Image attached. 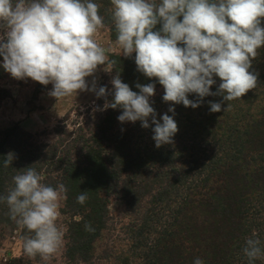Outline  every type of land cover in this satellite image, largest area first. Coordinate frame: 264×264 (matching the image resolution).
I'll return each mask as SVG.
<instances>
[{
  "label": "trees",
  "instance_id": "obj_1",
  "mask_svg": "<svg viewBox=\"0 0 264 264\" xmlns=\"http://www.w3.org/2000/svg\"><path fill=\"white\" fill-rule=\"evenodd\" d=\"M95 2L116 40L111 0ZM134 55L109 54L112 63L106 64L133 91H138L137 83H154L162 90L150 98L157 120L161 114L173 115L168 112L172 102L162 100L163 87L137 71ZM249 70L257 73V85L244 95L260 108L245 112L244 104L223 101L220 95L204 97L196 108L175 104L178 131L159 147L151 122L147 130L139 121L120 123V108L102 114L88 111L74 123L65 117L54 127L51 142L13 124L0 131V195L7 194L13 176L26 167L35 168L46 185L63 183L61 213L67 218L65 257L70 261L91 258L94 242L112 221L109 199L116 198L137 215L130 228L131 240H138L131 248L141 249L138 264H193L197 257L204 264H248L246 239H259L264 248V45ZM2 72L0 68L1 77ZM188 98L193 99L191 94ZM111 99L110 94L101 97ZM209 101L222 102V110L209 111ZM9 153L13 158L5 166ZM81 191L88 197L84 204L76 199ZM86 223L94 231L85 230ZM18 229L22 240L28 231L0 202V238ZM254 264H264V256Z\"/></svg>",
  "mask_w": 264,
  "mask_h": 264
},
{
  "label": "clouds",
  "instance_id": "obj_2",
  "mask_svg": "<svg viewBox=\"0 0 264 264\" xmlns=\"http://www.w3.org/2000/svg\"><path fill=\"white\" fill-rule=\"evenodd\" d=\"M116 42L125 57L132 56L137 71L156 78L163 87L162 100L172 102L159 120L150 98L155 84H139L133 91L119 74L112 88L90 86L98 66L112 63L105 49L93 39L103 27L95 0H0V68L12 78H30L41 85L52 84L54 98L92 91L97 98L111 95L100 108H120V123L152 125L156 147L170 143L178 131L174 105L196 108L206 96L223 101L240 98L257 85V73L250 71L258 49L264 45V0H111ZM157 25L159 27L157 28ZM219 84L215 91L211 88ZM189 94H195L189 99ZM209 111L220 112L222 102L209 101ZM226 107L223 108L225 110ZM13 158L7 155L5 166ZM13 176V187L0 202L9 216L30 235L22 238L29 257L50 260L63 246L65 232L57 226L59 201L66 192L63 183L55 187L42 182L32 167ZM85 191L77 203L87 200ZM85 230L94 231L90 224ZM248 264L264 256L257 238L243 247ZM193 264H204L195 258Z\"/></svg>",
  "mask_w": 264,
  "mask_h": 264
},
{
  "label": "rangeland",
  "instance_id": "obj_3",
  "mask_svg": "<svg viewBox=\"0 0 264 264\" xmlns=\"http://www.w3.org/2000/svg\"><path fill=\"white\" fill-rule=\"evenodd\" d=\"M93 39L105 49L107 57L109 54L122 55L116 40L111 39L110 30L107 26L103 25L99 28ZM2 76L0 74V88L2 91L4 90L3 93L0 92V131L16 124L26 132L40 135L39 141L51 142L54 138V127L65 120V117H68L69 123H74V121L80 120L81 116L86 115L88 111L91 114H102L108 109L100 110L105 101L97 98L92 91L78 90L76 95L54 98L48 94L52 88L51 83L41 85L30 78L17 80L5 71L2 72ZM112 78L111 67L105 64L104 66H98L93 75L85 79L90 86L95 81L96 87L99 88L100 86H112L110 83ZM216 80L218 85L219 78H216ZM160 93H162L161 89H155L154 95ZM191 95L194 99L195 94ZM236 100L238 106L244 104L245 112L252 111L253 108H260L255 103L251 105L250 103L253 100L248 99L245 95L236 98ZM253 114L256 115L257 111H253ZM143 129L147 130L148 128ZM64 202L65 197L62 194L59 201L60 215L57 219V226L65 232L66 225L64 223L67 218L61 213ZM108 210L112 221L108 223L107 229L94 242L93 255L86 262L70 261L65 257V238L61 249L50 260L45 261L39 255L33 258L26 257L19 235L20 230L18 229L14 232L9 230L4 238H0V264H16L17 261L13 262L12 258L21 257L26 260L22 264H122L125 260L128 264H138L141 249L131 248L138 240H131L133 234L130 228V222L136 224L135 218L137 215L127 212L123 201L116 198L109 199ZM27 235L28 232L25 233V236Z\"/></svg>",
  "mask_w": 264,
  "mask_h": 264
}]
</instances>
